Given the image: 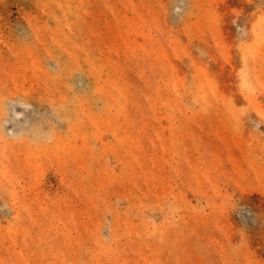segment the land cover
Here are the masks:
<instances>
[{
	"label": "rangeland",
	"instance_id": "obj_1",
	"mask_svg": "<svg viewBox=\"0 0 264 264\" xmlns=\"http://www.w3.org/2000/svg\"><path fill=\"white\" fill-rule=\"evenodd\" d=\"M0 264H264V0H0Z\"/></svg>",
	"mask_w": 264,
	"mask_h": 264
}]
</instances>
